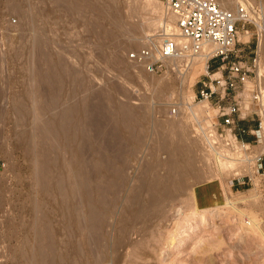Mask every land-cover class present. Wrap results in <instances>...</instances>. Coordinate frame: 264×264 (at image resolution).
I'll return each mask as SVG.
<instances>
[{
	"label": "rangeland",
	"instance_id": "obj_1",
	"mask_svg": "<svg viewBox=\"0 0 264 264\" xmlns=\"http://www.w3.org/2000/svg\"><path fill=\"white\" fill-rule=\"evenodd\" d=\"M23 1L25 2L27 0ZM150 1L97 0V3H103L105 7L111 10L114 18H121V22L125 25L123 28H117L114 22L115 19L103 21L105 29L110 35L100 37H96L83 30L84 26L81 16L78 17L79 15L75 16L76 14H71L70 12L72 11L69 10L68 12V10L66 11L65 8L60 6H50L52 5L49 4L50 2L44 6V9L47 7L44 17L48 16V26L53 27L54 32L50 34L45 32L43 36L44 38L50 37L53 42L58 44V47L70 52L71 55H69L68 65L75 64L79 68L80 73L82 72L86 77L89 75L88 79L92 78L95 80L94 88L106 85L109 88H113L112 82L117 79L116 81L121 80L119 81L120 83L118 82L116 84V81L113 83L116 82L115 85L121 87L123 85L127 90L126 92L135 93L137 90L140 91L138 94L136 92L134 95L136 98H133L134 100L132 99V102L137 103V106H145L142 108L143 110L137 109V112H139L138 116L140 115V122H142V124L140 122L139 124L140 126L143 125L146 130L145 144L139 148L133 141L125 139L123 142L125 146L124 151L120 152L118 148L120 155H123L122 157L126 156L129 159L127 160L130 165L127 172L129 173L127 175L128 179L126 180L125 188L123 187L124 190L120 191V197L122 198L126 192L128 193L129 190L136 187V175L140 172L141 163L152 158L149 149L153 148V144L155 146L156 139L159 138L158 142L163 141L166 136V133L165 135L163 133L170 130V124L163 123L162 125L161 121L170 118L183 119L181 123H183L182 125L185 127V131L187 130V136L189 135V138L195 140L198 144V162L200 167L203 164L201 168L206 175L204 176L203 174V179L199 181H194L193 179L187 181L190 184L188 186L190 188L192 187L188 191L189 196L187 195L185 197L184 195H180L176 199H171L167 202L168 205L164 204L166 209L164 205V207L161 205L162 208L158 206L159 208L157 207L153 211V215L149 218L150 220L142 221L141 218H137L136 221L132 220L128 225L130 229L125 227L121 230L122 228L118 223L119 216L117 214L122 204L119 205L115 209L114 214L107 218L108 223H106L102 243L98 244L93 240L92 251H89L91 254L87 252L88 261L82 260L80 263L89 264L88 262L91 260L94 261V258L105 257L103 264H264V174L256 173V169L253 167L255 162L252 160L253 158L250 162L241 163V160L247 157L245 156L247 154L243 153L245 151V148L242 150L243 147H237L235 149L229 146L235 149L234 153L238 151L235 156L238 155L237 157L240 156L239 158L232 157L226 152L220 155V150L218 151V149H215L217 150L215 152L214 148L221 147L224 144L215 142L217 133L211 131L219 127V131L223 132V135L226 136L227 126L219 124L220 119L217 116L218 109L214 101L210 102L211 108L208 110L209 102L195 96V93L202 85V81L207 79V71H204L203 65L193 64L191 59H186L181 65L183 66L181 71L178 70L180 67L173 66L174 71L157 72L154 74L150 73L145 66H142V64H139L137 60L130 56L131 51L148 44V39L151 36L165 33L164 30L167 26L165 24L166 22L168 24V18L166 16L167 13H165L164 1L155 0L161 3V9L159 11L154 9L150 10ZM240 1L242 0H235L234 5L230 2L223 4L232 8L237 6ZM249 1L253 3L255 1L264 3V0ZM116 8H119L120 12ZM20 15L19 12L10 9L9 0H0V264H13V257L17 256L20 248H22L21 245L25 243L27 245V242L29 244L32 243L34 232L31 231L30 223L34 219L33 216L36 210H47L46 212L49 213L55 231L58 230L57 233L64 241L67 242L69 240L68 238H72L73 235H71L68 229L69 223L67 224L66 222L63 209L59 208V199H55L53 196L51 198L49 193L39 190L38 180L34 174L35 162H32L35 159V154L25 150L30 145L32 147L37 138L31 135L30 126L38 120L35 117L37 113L34 108L38 94L35 92L34 85L36 86V81H34V76H32L34 75L32 58L34 57L33 54L36 48H33L31 41L28 39L30 38L32 40L33 38L28 33L27 23L23 19L21 21L22 15ZM97 16H95V19H97ZM148 16L159 17L158 19H161L158 24L159 26L157 25L158 27L155 26L147 29L141 28ZM42 23V21L39 22V24ZM173 25L175 26L176 24ZM134 27H136V30L132 32L130 28ZM169 28H171V25H169ZM263 33L258 41L259 54V44L263 39ZM101 37H105L106 39L104 40ZM243 38H247V36H243ZM156 40L158 41V38ZM159 43L161 42L159 41ZM58 47L55 46V51L53 50L56 58L59 57L58 54L60 52H65L64 50H58ZM122 47L126 48H124L125 51L121 50L123 49ZM109 51H118L127 63L131 62L129 64L138 65L137 68L143 71L146 78L150 79L151 84H153L151 89L146 88V85H142L145 82L139 80L140 76L138 74L134 75L136 73L125 72L118 68V65L116 66L111 60L110 55L112 53ZM101 55L103 59L98 58ZM105 55L106 57H104ZM261 57L264 59L263 56ZM108 61L110 62L108 63ZM99 64L107 67V70L109 67V70L107 71L106 68L101 70L103 68ZM31 71L32 73H30ZM90 71H92L91 73H93L94 77L96 76L95 78L93 76L90 77ZM112 72L117 73L113 76ZM210 72L212 71L210 70ZM97 76H99V81L100 78L104 80L102 84L101 81H96ZM136 76L139 77L137 78ZM113 77H115L113 80L110 79ZM140 79L143 80L142 77ZM147 80L145 79V81ZM132 84L136 87L132 88ZM64 85V90L60 92L64 93L61 94L62 97L66 98L72 93L71 95H74L72 102L80 97L81 90L76 89L78 85L74 81L67 80ZM160 89L164 90L167 94L166 97L161 96L159 98L158 90ZM68 93L69 95H67ZM139 93L145 95L147 99L145 100L146 103L138 100H142V95L140 96ZM120 97L123 99V93ZM20 104H22V110L20 112L23 114H20L16 109ZM188 106L193 108L195 115H192ZM175 108L177 109L176 112ZM200 111L202 114L200 118L202 119V123H204V128L198 125L196 127L193 120L194 118H198ZM142 115L146 117V121L141 118ZM250 117H252V114L241 118L240 124L255 126L257 123L256 120H251ZM19 122L23 124H19ZM17 124H19L18 126L23 125V128H17ZM93 131L95 130L93 129ZM127 131L126 129L123 130L122 135L125 136ZM159 134L162 138H160L161 136ZM208 135L214 136L215 139L213 138V142L212 138L208 137L206 139ZM245 135L250 136L249 140L255 139L252 133L243 134V136ZM23 136H25L24 139L21 138ZM228 136L230 139L232 138L230 134ZM27 139L29 141L31 139L32 144L30 142V145H28ZM245 140L249 141L247 139ZM209 141L216 147H212ZM253 144H257V142L253 141L252 146L248 148L251 155L254 156L256 152L264 150V141L260 145L254 146ZM133 146H136V148ZM131 149L134 151L133 154L131 153ZM206 157H209L210 162ZM216 157L222 158L224 161H231V158H233L235 160L234 162L239 164V166L235 164L236 167L232 165V168L230 164L229 166L226 165V169L222 168L218 164ZM139 159L141 160L140 162L138 161ZM32 164H34V167ZM241 165H243L242 168ZM237 167H240V170ZM207 169L208 171L212 170L213 173H208ZM209 174L213 175L211 176ZM240 179L247 180L249 186L247 188L244 187V189L241 188L238 190L235 188L233 190L231 187L232 183ZM157 188V185H153L150 191H156ZM34 198L36 199L35 202ZM37 201L42 203L40 206L42 209L34 206V203ZM53 215L55 216L53 217ZM72 229V232H74L75 229ZM25 239L28 240L24 242ZM84 246L86 247L87 245ZM85 247L84 249H87L88 246Z\"/></svg>",
	"mask_w": 264,
	"mask_h": 264
},
{
	"label": "bare ground",
	"instance_id": "obj_2",
	"mask_svg": "<svg viewBox=\"0 0 264 264\" xmlns=\"http://www.w3.org/2000/svg\"><path fill=\"white\" fill-rule=\"evenodd\" d=\"M96 1L27 0L25 2H22V0H9L10 9L19 12L23 17H21V21L23 19L27 23L29 30L28 33H30L33 38L32 40H30V38L28 39L29 41H31V45L33 46V48H36L34 54L32 53L34 57L30 58H32L34 64V75L32 76H34V81H36V83L34 82L36 86L34 84L33 85L35 87V92L38 94L37 96L35 95L36 102L34 101V108L36 109L35 112L39 117L35 116L38 120H34V124L30 127L31 135L37 138L34 141V145L32 147L29 144L30 142L32 144L31 139L30 141L29 139H27V143L30 146H28L29 148L25 150H28V152H32V154H35V159L32 157L31 158L34 159V161L32 162H35V165L32 164V166H35V171H33L35 172V177L38 180L37 183L39 184V190L49 193L51 195V198L53 196L55 199H59V208L63 209L66 222L67 224L69 223L68 229L71 235L73 234L72 238L70 237L71 239L68 238L69 240L67 242L64 241L57 233L58 230L55 231L54 226L51 223L49 213L46 212L47 210L37 211L34 208L37 212L35 211V215L33 216L34 219L32 223H30L32 228L31 231L34 232V239H32V243L30 244L29 242H27V245L26 243H22V248H20V250L18 249L19 252L17 256L13 257V264H81L80 262L82 260L88 261L87 252L90 253L92 251V245L94 241L98 244L102 243L103 236L105 234L106 223H108L107 218L110 215L114 214L115 209L119 205L122 204V206H120V211L117 214L119 216L118 223L122 228L121 230H123L125 227L129 228L128 225L130 224V222L132 220L136 221L137 218H141L142 221L150 220L149 218H151V216L153 215V211L157 209L158 206H163L164 204L168 205L167 202H169L171 199H176L178 196L180 197V195H184L186 197L189 194L188 191L192 188L188 186L190 185L189 183H187L188 180L191 181L193 179L194 181H199L203 179L202 175L204 174V172L201 168L203 164L200 167L198 162L199 158L197 157V142L189 138V135L187 136V130L185 131V127L182 125L183 123H181L183 122V119L170 118L161 121L162 125L163 123L170 124V130L163 133L164 135L166 133L163 141L158 142L159 138L156 139L155 146L153 144V148L151 147L152 149H149V151H151L152 158L141 163L140 172L138 175H136V187H133V189L129 190L128 193L126 192V194L122 198L120 197V191L124 190L123 187L126 185V180L128 179L127 175L129 174L127 172L130 168L128 161L129 159L126 156L122 157L123 155H120V152H123L125 147L123 142L125 141V139L131 140L135 144H137L136 146H139V148L145 144L144 141L146 137V130L143 125L140 126V115L138 116L139 112H137V109L143 110L142 108H144L145 106H137V103L135 104L134 101L132 102V99L136 98L134 96L136 92L138 94V92L140 91L135 90V93L126 92L127 90L125 87H123V85L122 87L115 85L116 82V84H118V82L121 81H116L117 79L114 80L116 81L115 83H113L114 81L112 82L113 88H109L107 85L100 87L98 85L99 88H94L95 80H93L92 78L88 79L89 75L86 77L82 72L80 73L79 68H77L75 64L71 66L68 65L70 59L69 55H71L70 52L58 47V44L53 42L50 37L44 38L43 36L45 32L48 34L54 32L53 27L51 28L48 26V16L44 17V14L46 12L45 9L47 8L45 7L44 9V6L47 5L48 2H50L49 4H52L50 6H60L65 8L66 11L68 10V12L69 10L72 11L70 13L76 14L75 16H81L84 26L83 30L95 35L96 37L110 35L109 32L105 29V24L103 21L115 19L114 22L117 28H123L125 26L121 22V18H114L111 10H109L108 7H105L103 3H97ZM218 1L222 4L225 2H230L233 5L235 2V0ZM149 7L150 10L154 9L159 11V9H161V3L160 1L151 0L149 3ZM236 7L237 6H234L232 7V9H236ZM116 9H118L119 11V8ZM88 11L90 14L88 13ZM166 11L165 13H167L166 16L168 18V24L166 22L165 26H167L165 27L164 34L176 33L178 31L176 16L171 11L167 9ZM95 16H97V19H95ZM146 18L147 19L141 28L147 29L159 26L158 24L161 20L158 19L159 17L148 16ZM38 21H42L43 23L39 24ZM172 24L176 25L172 26ZM169 25H171V28H169ZM130 30L133 32L136 30V27L130 28ZM164 34H157L155 36L147 38H149L148 41L152 40L154 43H156V46H159L165 36ZM78 36L80 37V35ZM101 38H104V40L106 39L105 37ZM157 38L158 41L156 40ZM178 39L179 41H181V36H178ZM159 41L161 43H159ZM54 45L59 48L58 50L65 51L62 53L59 51L60 53L58 54V58H56L54 56L55 54H53V50L55 49ZM124 48L121 50H124ZM259 48L260 55L264 57V36L261 43L259 44ZM109 52L107 53L109 55L110 53H112V55H110L111 60L116 64V66L118 65V68H120L122 71L124 70L125 72L129 71V73H136L134 75L138 74L143 78L142 80L138 76L139 80L145 82L142 85H146V88L151 89V86L153 84H151L150 79L146 78L145 73L137 68L138 65L129 64L131 62L127 63L124 60L125 58L118 51H114L115 53L113 51L110 53ZM104 57H106V55ZM98 58L103 59V56L101 55ZM208 58L209 54L207 52H199L198 54H195L193 56L180 55L178 57H170L166 59V62L171 67H169L164 72L172 70L174 71V68H172L173 66L180 67V69L178 70L181 71L183 67L181 65L186 59H191V62L193 64H197L199 66L203 65L204 71H207ZM109 62L110 61H108V63ZM139 64H142V66H144L142 62H139ZM103 65H100L103 68L100 69L104 70V68H106L107 70V67ZM30 66L32 67V64ZM112 71L114 72V70ZM91 72L92 71L89 72L90 77L93 76V73ZM99 72L101 71L99 70ZM149 72L156 74L155 72ZM30 73H32V71ZM108 73L110 74V72ZM115 73H113V76H115ZM109 74L108 76H110ZM95 77L93 76V78ZM98 78L99 76H97L96 81H99ZM114 78L115 77L110 79L113 80ZM120 78L122 77L120 76ZM124 79L127 80L126 78ZM145 79L148 80L145 81ZM67 80L74 81L78 85L76 89L78 88L81 90L80 97L77 99L75 97L76 100L74 102H72L74 95L72 96L71 92L70 95L69 93L67 94L69 96H67L66 98L62 97L61 95L64 93H60L62 90H64V84ZM100 81L102 84L104 80H101L100 78ZM127 84L126 86H128ZM131 87L134 88L136 86L132 84ZM122 93L123 99L121 98L122 96L120 97ZM158 93L160 96H158L159 98H161V96L166 97L167 95L163 89L158 90ZM139 95L141 96L142 93H139ZM141 99L142 100H138L141 102L144 101V103H146L145 100L147 99L145 98V95H142ZM207 101L209 102V107L207 109L210 110V101ZM189 108L192 115H195L193 108L188 106V109ZM16 109L18 112H20L22 110V104H20ZM183 109H185V107H183ZM176 111L177 109L175 108V112ZM21 113L22 112H20V114ZM200 115H202L201 111L198 115V118H194L193 120L196 127L198 125L201 126V128H204V123H202ZM141 118L145 119L146 117L142 115ZM140 123L142 124V122ZM19 124L23 123L19 122ZM19 124H17V128H23V125L18 126ZM26 128L28 129V127ZM93 129L95 131H93ZM125 129L128 131L125 136H123L122 132ZM207 130H209V128H207ZM21 134L23 133L21 132ZM228 134L226 136H221L217 133L216 140H214V136L208 135L206 139H208L209 137L212 138V142L214 140L215 142H221L224 144L221 145V147L214 148V150H220V155H222L221 153L224 154V152H226L229 153V155L232 157L239 158L240 156H235L238 151L237 153H234V150L237 149V147H243L242 150H244L245 148V151L243 153L247 154L245 155L247 157L245 159H242L241 163L250 162L252 158V160H254V156L251 155L248 149L250 146H252L251 143L246 142L245 144H239L238 142H236V140H233V138L230 139ZM25 136L21 138L24 139ZM160 138H162V136ZM212 142L210 143L212 144ZM260 144H262V142ZM136 146L133 147L136 148ZM229 146L234 147L235 149L230 148ZM212 147L216 146L212 144ZM118 148L120 152H118ZM132 150L133 149H131V151ZM135 150L137 151V149ZM133 152L134 151H132L131 153L133 154ZM215 152H217V150H215ZM216 158L218 160V164L222 168L226 169V165L229 166L230 164V167L232 168L233 166H235V164L236 166H239V164L234 162L235 160H233V158H231V161H224L222 160V158ZM138 161L140 162L141 160L139 159ZM206 166L208 167V165ZM242 167L243 165H241V168ZM253 167L256 169L255 162L253 164ZM239 168L237 167V169ZM210 172L213 173L212 170L208 171V173ZM209 175L212 176L213 174ZM204 176L206 175L204 174ZM192 184L194 185V183ZM153 185H157L158 188L156 189V191L151 192L150 189ZM35 200L36 199L34 198V202ZM32 201L30 202L32 203ZM55 203L57 202L55 201ZM41 204L42 203L37 201L36 203H34V206L38 207L39 209L41 208ZM54 216L55 215H53V217ZM72 228L75 229L74 232H72ZM27 240L25 239L24 242ZM84 245L88 246H86L87 249H84ZM102 248L104 249V247ZM94 259V261L91 260L88 263L103 264V261H105V257Z\"/></svg>",
	"mask_w": 264,
	"mask_h": 264
},
{
	"label": "built area",
	"instance_id": "obj_3",
	"mask_svg": "<svg viewBox=\"0 0 264 264\" xmlns=\"http://www.w3.org/2000/svg\"><path fill=\"white\" fill-rule=\"evenodd\" d=\"M163 1L175 14L178 31L166 33L159 46L151 40L131 51L130 56L157 73L171 67L167 58L207 52V79L195 96L214 101L219 124L227 126L226 133L233 140L239 144L263 142L264 59L258 41L264 32V3L242 0L232 9L218 0ZM248 114L256 120L255 126L240 124ZM211 132L225 136L219 127ZM245 133H252L255 139L246 141ZM254 161L257 173L264 174V150L254 154Z\"/></svg>",
	"mask_w": 264,
	"mask_h": 264
},
{
	"label": "crops",
	"instance_id": "obj_4",
	"mask_svg": "<svg viewBox=\"0 0 264 264\" xmlns=\"http://www.w3.org/2000/svg\"><path fill=\"white\" fill-rule=\"evenodd\" d=\"M249 186V183L247 180H238L237 182H233L231 187L232 189L234 190L235 188H237L238 190H240L241 188L244 189V187H248ZM219 201V200H218ZM217 201V202H218Z\"/></svg>",
	"mask_w": 264,
	"mask_h": 264
},
{
	"label": "trees",
	"instance_id": "obj_5",
	"mask_svg": "<svg viewBox=\"0 0 264 264\" xmlns=\"http://www.w3.org/2000/svg\"><path fill=\"white\" fill-rule=\"evenodd\" d=\"M243 138L249 140L250 136L249 135H245V136H243Z\"/></svg>",
	"mask_w": 264,
	"mask_h": 264
}]
</instances>
